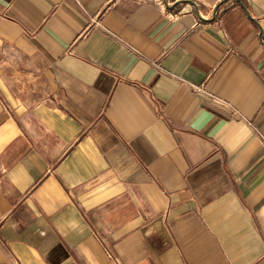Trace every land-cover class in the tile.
<instances>
[{"label": "crops", "instance_id": "0c3cea01", "mask_svg": "<svg viewBox=\"0 0 264 264\" xmlns=\"http://www.w3.org/2000/svg\"><path fill=\"white\" fill-rule=\"evenodd\" d=\"M0 264H264V0H0Z\"/></svg>", "mask_w": 264, "mask_h": 264}, {"label": "water", "instance_id": "95a60500", "mask_svg": "<svg viewBox=\"0 0 264 264\" xmlns=\"http://www.w3.org/2000/svg\"><path fill=\"white\" fill-rule=\"evenodd\" d=\"M176 4V3H175Z\"/></svg>", "mask_w": 264, "mask_h": 264}]
</instances>
